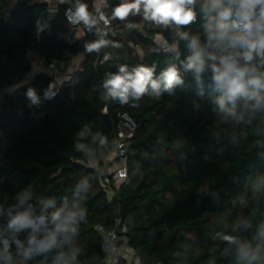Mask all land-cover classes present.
Instances as JSON below:
<instances>
[{
  "label": "trees",
  "instance_id": "trees-1",
  "mask_svg": "<svg viewBox=\"0 0 264 264\" xmlns=\"http://www.w3.org/2000/svg\"><path fill=\"white\" fill-rule=\"evenodd\" d=\"M65 1L95 11L94 0H16L7 12L0 1V264H106L97 226L115 230L139 264H264V86L249 83L264 85V48L249 43L264 36V3L249 30L240 0H194L186 25L146 18L143 4L121 19L115 10L134 0H103L109 26L84 21L74 36ZM29 55L45 66L81 61L50 99L44 72L7 93L32 71ZM225 58L246 69L235 96L215 79ZM141 68L151 73L143 93L112 94L109 80ZM124 113L135 122L127 181L109 198L87 152L101 160ZM70 212L68 230L42 248L53 215ZM25 213L32 225L12 224Z\"/></svg>",
  "mask_w": 264,
  "mask_h": 264
},
{
  "label": "clouds",
  "instance_id": "clouds-1",
  "mask_svg": "<svg viewBox=\"0 0 264 264\" xmlns=\"http://www.w3.org/2000/svg\"><path fill=\"white\" fill-rule=\"evenodd\" d=\"M194 0H134L133 3L122 5L115 10V15L123 19L132 10L139 11L140 5L143 4L145 8L146 18L157 20L159 22H167L173 20L178 24H189L194 18L195 14L191 9H186V4H192ZM219 2V0H215ZM241 10L237 13L241 20L244 21L243 27L246 29L252 28V22L250 20L251 10L258 3H264V0H240ZM231 9H226L221 13V16H228ZM80 12H84L83 6H81ZM261 17L264 18V8L261 9ZM259 27V25H257ZM223 27V25H221ZM239 39H245L244 37H239ZM247 42V41H246ZM250 47H261L264 48V36H261L258 41L249 42ZM98 47L99 45H94ZM247 59H251V53L246 54ZM199 59V55L193 58V62ZM224 69L220 71L215 79L223 86H226L228 92L235 96L237 93L243 92L245 85L242 82V77L245 74L246 69H240L236 66L234 61H229L228 58L223 60ZM192 67V63L189 64ZM124 69H121L123 72ZM168 83L171 84L173 80L176 79V72L174 70H169L166 74ZM151 73L147 69L141 68L135 74V76H115L107 82L111 85V92L113 95H119L126 99L129 89L133 90V95H139L145 91L146 83L148 82ZM251 84L258 86L261 85L259 79H252L249 81ZM107 86V85H106ZM153 83V87H155ZM75 212H70L63 220H61L59 213L53 215V221H59L56 223L55 231L49 235V237L41 243L42 248H49L56 243V234L61 232H66L68 230V223L76 218ZM82 215V214H81ZM40 224L44 223V217H40ZM13 225L26 226L32 225L33 221L28 217V215L22 214L17 216L13 221ZM226 239H231L226 237ZM32 242V241H30Z\"/></svg>",
  "mask_w": 264,
  "mask_h": 264
},
{
  "label": "built area",
  "instance_id": "built-area-1",
  "mask_svg": "<svg viewBox=\"0 0 264 264\" xmlns=\"http://www.w3.org/2000/svg\"><path fill=\"white\" fill-rule=\"evenodd\" d=\"M46 1L48 3H51L50 0ZM66 3L67 7L64 12V17L66 26L69 31L75 30L79 26V24L84 21L88 23H95L98 27L101 28L109 26V22L102 11L97 9L93 12L84 11L83 13H81L80 9L76 5L72 4L69 1H66ZM48 11L52 14L56 12V9L51 4ZM160 47L163 51L168 49L166 43L162 40L160 41ZM42 72L52 77V79H55L61 73L60 68L57 66H47ZM57 90L58 85L55 84L54 81H51L49 86L44 90L45 98H52L56 94ZM134 126L135 122L128 114H118L114 146L110 149L104 150L100 161L93 159L94 162L89 164L90 166H94L99 169L100 184L103 187L104 191L108 194L109 198H112L116 194L119 186L127 181V170L125 163L126 140L131 136ZM108 161L111 162V164H108ZM89 162L90 160L88 159V163ZM96 229L103 237V249L105 256L106 249L110 245L113 248L119 245L133 255L131 247H129L125 242H119L120 238L116 235L115 230L105 231L102 226H97Z\"/></svg>",
  "mask_w": 264,
  "mask_h": 264
},
{
  "label": "rangeland",
  "instance_id": "rangeland-1",
  "mask_svg": "<svg viewBox=\"0 0 264 264\" xmlns=\"http://www.w3.org/2000/svg\"><path fill=\"white\" fill-rule=\"evenodd\" d=\"M213 2L217 4L215 0H213ZM7 11L8 9L6 10V12ZM79 31H81L80 28H76L73 31L74 36L77 35ZM159 41L160 39L157 38L156 42ZM79 57L81 56L78 55L76 57H67L66 59H63L58 64H56V66L60 68L61 73L52 81H54V83L56 84L59 83V79L64 78L65 81L68 80L69 82H73L74 81L73 68L75 67V65H77L75 61ZM29 58L32 62V71L30 72V74L26 76V79L21 84L7 89L6 90L7 93H12L16 89V87L29 82L33 74L37 72H42L44 71V68L47 67L37 56L29 55ZM87 156L88 159L90 160L88 164L94 162L92 157H89L90 156L89 154ZM105 257H106L105 259L106 264H116L120 258L125 259L127 261V264H139L138 260H136L131 253H129L127 250H125L123 247L119 245L115 246L114 248L111 245L108 246V248L106 249ZM8 264H26V259H18L15 261H10Z\"/></svg>",
  "mask_w": 264,
  "mask_h": 264
},
{
  "label": "crops",
  "instance_id": "crops-1",
  "mask_svg": "<svg viewBox=\"0 0 264 264\" xmlns=\"http://www.w3.org/2000/svg\"><path fill=\"white\" fill-rule=\"evenodd\" d=\"M63 1H64V0H63ZM102 1H103V0H94V7H95V10L99 9V6H100V4L102 3ZM65 2H66V1H65ZM14 3H15L14 0H6L7 9L13 7ZM79 9H81V8H79ZM81 34H82V32L79 31V32H78V35H81ZM79 61H81V57H79V58L76 59V61H75L76 64H78ZM75 68H76V65H75V67L73 68V70H75ZM64 81H65V79H64V78H61V79H59V83H56V84H61V83L64 82ZM88 154L90 155V153L87 152V155H88ZM87 157H88V156H87ZM89 157H92V159L95 160V158H94L93 156L90 155ZM108 164H111V162L108 161Z\"/></svg>",
  "mask_w": 264,
  "mask_h": 264
}]
</instances>
